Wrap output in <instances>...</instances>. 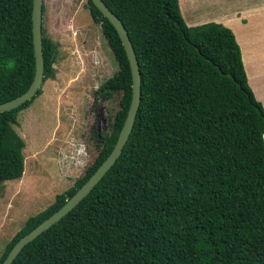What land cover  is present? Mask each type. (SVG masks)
Here are the masks:
<instances>
[{"label": "trees", "instance_id": "16d2710c", "mask_svg": "<svg viewBox=\"0 0 264 264\" xmlns=\"http://www.w3.org/2000/svg\"><path fill=\"white\" fill-rule=\"evenodd\" d=\"M101 1L126 30L138 64L131 132L92 190L11 264H264V109L233 34L214 23L187 27L177 0ZM85 7L117 66L99 88L103 101L121 93L109 109L114 134L95 148L81 178L25 220L0 264L105 159L128 109L124 51L89 0ZM30 10L31 0H0V104L22 94L33 76ZM41 51L43 83L53 76L55 45L42 28ZM40 94L0 113V184L24 172V142L12 126Z\"/></svg>", "mask_w": 264, "mask_h": 264}, {"label": "rangeland", "instance_id": "374dc122", "mask_svg": "<svg viewBox=\"0 0 264 264\" xmlns=\"http://www.w3.org/2000/svg\"><path fill=\"white\" fill-rule=\"evenodd\" d=\"M69 3L70 0H44L42 31L55 45L56 61L52 64L53 76L42 83L41 94L17 113V124L12 126L23 136L24 172L20 180L0 184V255L28 217L44 210L56 195L84 175L96 155L95 148L114 134L109 109L112 106L115 111L121 93H111L110 99L103 101L104 92L99 88L117 70L116 62L100 25L90 23L85 0ZM180 8L184 21H193L182 3ZM63 16L73 17L74 24L82 27L78 33L88 35L92 30L89 40L96 43L80 46L78 33L62 29ZM243 52L245 69L252 80L244 49ZM248 59L250 62L249 54Z\"/></svg>", "mask_w": 264, "mask_h": 264}, {"label": "water", "instance_id": "95a60500", "mask_svg": "<svg viewBox=\"0 0 264 264\" xmlns=\"http://www.w3.org/2000/svg\"><path fill=\"white\" fill-rule=\"evenodd\" d=\"M92 6L106 19L115 31L120 45L124 51L125 58L130 74V101L126 111L122 126L118 131L112 149L99 164L94 172L85 180V182L71 195L63 205L53 212L50 216L40 222L36 227L30 230L27 234L20 237L9 249L1 264H11L20 250L39 234L46 231L50 226L58 222L63 216L71 211L98 183L108 169L114 164L119 157L123 146L125 145L135 119V114L138 109L140 96V79L138 64L128 39L126 30L120 20L103 4L101 0H89ZM41 17H42V0H31L30 10V31L31 45L34 60L33 76L27 89L17 97L0 104V113L9 112L17 109L25 102L29 101L36 95V92L41 89L43 78V59L41 51ZM264 136V134H263Z\"/></svg>", "mask_w": 264, "mask_h": 264}, {"label": "crops", "instance_id": "0c3cea01", "mask_svg": "<svg viewBox=\"0 0 264 264\" xmlns=\"http://www.w3.org/2000/svg\"><path fill=\"white\" fill-rule=\"evenodd\" d=\"M177 1L180 12V6L182 3V6L185 8V12L190 14V19L196 22L187 23L182 17V20L187 27H195L206 23H215L222 25L223 27L225 26V28H228L232 32L240 49L242 66L246 74L248 87L253 93L255 99L259 101L264 108V0H200L202 3H195V5L193 3L188 5L185 0ZM71 2L72 0H70L69 4H71ZM43 6L44 0H42V7ZM212 6H214L213 10ZM78 8L79 7H77V9ZM200 16H202V21H199ZM44 19L45 11L43 8L41 28L44 23ZM89 21L90 23L92 22L90 17ZM62 23H64L63 27L61 26L62 29L67 32H72L74 35H77L78 29L82 28L74 24V19L71 16H69V18L63 16ZM92 24L93 23H91V25ZM91 32L88 35L83 33L78 34L80 35V46H84V44L88 42L90 44L96 43L93 39H91L93 43L89 40L92 35ZM243 49L247 55V63L251 68L250 72L252 80L248 78V74L245 69L242 55V53L244 54ZM55 61L56 60H54V62ZM18 136L23 139V136L20 134Z\"/></svg>", "mask_w": 264, "mask_h": 264}, {"label": "flooded vegetation", "instance_id": "af4514ba", "mask_svg": "<svg viewBox=\"0 0 264 264\" xmlns=\"http://www.w3.org/2000/svg\"><path fill=\"white\" fill-rule=\"evenodd\" d=\"M88 13V12H87ZM78 34H81L80 32Z\"/></svg>", "mask_w": 264, "mask_h": 264}]
</instances>
